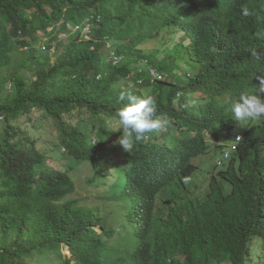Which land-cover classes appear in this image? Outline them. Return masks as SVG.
<instances>
[{
  "label": "trees",
  "instance_id": "16d2710c",
  "mask_svg": "<svg viewBox=\"0 0 264 264\" xmlns=\"http://www.w3.org/2000/svg\"><path fill=\"white\" fill-rule=\"evenodd\" d=\"M137 1L0 0V264H254V251L255 264H264V119L249 131L255 149L226 159L213 176L222 188L197 197L184 192L166 218L145 210L153 206L147 182L128 204L116 200L124 184L98 206L73 197L71 163L90 157L98 166L93 141L101 146L122 133L117 113L127 100L121 92L154 96L158 116L194 131H181L185 149L164 154L182 167L195 168L193 157L228 150L232 141L206 93L177 98L147 64L133 74L139 58L122 41L129 34L124 11L133 13ZM215 5L188 2L186 15L204 37ZM115 53L125 56L120 64ZM89 72L93 84L86 83ZM197 78L202 89L216 92L211 75ZM153 146L140 142L133 155L147 156ZM186 171L165 181L169 196ZM99 223L101 233L94 228ZM137 232L143 237L135 246Z\"/></svg>",
  "mask_w": 264,
  "mask_h": 264
},
{
  "label": "clouds",
  "instance_id": "9594fccd",
  "mask_svg": "<svg viewBox=\"0 0 264 264\" xmlns=\"http://www.w3.org/2000/svg\"><path fill=\"white\" fill-rule=\"evenodd\" d=\"M216 1L209 24L211 31L208 37H204L186 15L189 0H157V3L138 0L133 13L124 11L128 15L124 30L129 34L122 42L135 58H139L136 64L141 66L134 68L133 74L143 73V65L147 64L150 75L157 81L165 82L167 89L177 98L193 94L191 100H194L206 93L217 123L223 132L231 136L229 149H208L204 154L192 158L195 168L182 167L164 154L185 149L183 140L186 138L181 131H194L189 126L184 128L175 124L167 115L158 116L154 96L137 97L131 92H121L120 99L127 100V104L117 113L122 133H111L112 137L101 146H98V141H93L95 147L92 155L98 166L90 157L71 163V178L74 174L79 181L74 198L84 199L87 196L98 206L104 199H110L109 202L114 200L110 194L120 192L119 187L124 184L122 187H126V192L116 200H125V204H128L132 195L139 190L136 186L142 188L147 182L145 191L151 194V200L147 201L148 205L152 203L153 206L150 209L146 206L145 210L166 218L174 199L184 192L197 197L206 195L210 189L222 188V181H216L213 176L218 175L224 161L234 156L236 158L241 150L244 157L245 153L255 149L256 140L249 138V131L255 130L264 119V0ZM236 31L240 34L232 40L231 35ZM113 59L114 64H120L125 56L115 53ZM160 64H165V69L159 67ZM199 75H211L216 82V92L202 89L197 78ZM102 76L99 74L97 78ZM87 81L95 83L91 72L87 73ZM232 93L235 99L231 97ZM108 127L110 122H106L105 128ZM240 127L243 131L238 130ZM96 137L94 134L93 139ZM140 142L154 145L147 156L137 151L134 153L140 157L133 155L134 148L138 149L136 146ZM211 152L216 153L215 170L199 177V167L194 159ZM64 159L63 156L61 161ZM85 165L89 167L88 171ZM184 169L191 171L183 174L179 189L169 196L165 181L177 177ZM92 171L100 177L99 181L95 178L93 183L86 180L85 173ZM202 187L206 188L204 194L200 191ZM102 189L106 195L100 199L98 191L104 194ZM132 207L134 209V203ZM98 226L100 231L96 228ZM94 228L101 233L103 226L99 223ZM139 229L142 228L139 226ZM142 237L137 232L135 246L139 245ZM256 256L254 251V264Z\"/></svg>",
  "mask_w": 264,
  "mask_h": 264
},
{
  "label": "rangeland",
  "instance_id": "374dc122",
  "mask_svg": "<svg viewBox=\"0 0 264 264\" xmlns=\"http://www.w3.org/2000/svg\"><path fill=\"white\" fill-rule=\"evenodd\" d=\"M55 58V56H54ZM24 74V73H23ZM25 76L28 77V73L25 72L24 74ZM32 78L36 77V74H33L31 76ZM30 78V77H28ZM44 151H47V153H50L49 149L47 146H43L42 148ZM216 153L215 152H211L207 155H203V156H199L197 158L194 159V163L198 165L199 167V171H198V175L199 177H203L206 176L208 173L212 172L215 170V163H216ZM53 162H55V165H57L55 160H58L56 157H54ZM85 170L88 171L89 167L85 165ZM72 177L76 183V186H79V181L76 179L75 175L72 174ZM85 178L88 182L93 183V178H95L96 181H99L100 177L97 175V173L95 171H92V173H85ZM202 194H204L206 192V188L202 187L201 190ZM86 200V199H83ZM91 213V212H89ZM117 219L119 218V215H116ZM99 231H100V226L96 227ZM63 254L64 255H68L71 256V253L69 252V250L67 248H64L63 250ZM75 264V263H73Z\"/></svg>",
  "mask_w": 264,
  "mask_h": 264
}]
</instances>
